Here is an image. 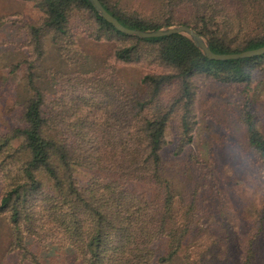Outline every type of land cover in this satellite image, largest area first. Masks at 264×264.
Masks as SVG:
<instances>
[{
	"label": "trees",
	"instance_id": "trees-1",
	"mask_svg": "<svg viewBox=\"0 0 264 264\" xmlns=\"http://www.w3.org/2000/svg\"><path fill=\"white\" fill-rule=\"evenodd\" d=\"M24 1L42 16L38 26L28 28L37 57L48 39L67 64L82 67L84 55L70 20L83 12L91 21L81 32L96 41H115L117 62L147 61L170 71L143 76L144 94L124 88L111 76L110 66L89 74L57 75L51 100L34 86L33 75L25 78L30 97L19 119L24 127L0 136V215L6 216L11 231L9 251L16 253L19 264H42L27 246L32 239L40 249H72L80 264H176L189 248L193 222L179 220L178 196L166 174L162 152L167 127L177 122L179 155L194 131L192 78L244 86L247 93L254 72L264 71V55L210 61L182 35L125 36L86 0ZM98 1L131 30L192 28L213 54L264 47V0H147L145 15L131 0ZM245 96L238 110L245 155L264 180V136L254 102ZM81 171L91 174L84 185L77 178ZM225 225L226 249H239L236 225ZM256 226L235 264H264L256 242L264 232V195ZM190 257L182 255L181 264H197Z\"/></svg>",
	"mask_w": 264,
	"mask_h": 264
},
{
	"label": "rangeland",
	"instance_id": "rangeland-1",
	"mask_svg": "<svg viewBox=\"0 0 264 264\" xmlns=\"http://www.w3.org/2000/svg\"><path fill=\"white\" fill-rule=\"evenodd\" d=\"M130 4L144 15L149 12L147 0H131ZM75 16L70 26L85 59L79 68L67 64L48 39L43 40V55L37 57L34 47L29 45L28 28L40 24V11L28 1L0 0V136L24 127L19 119L23 103L30 97L25 87L27 76L33 75L34 86L51 100L57 75L89 74L110 66L111 76L124 88L144 94L143 76L170 71L147 61L117 62L113 57L116 42L96 41L81 32L82 28L87 29L85 24H90L91 18L83 12ZM192 85L195 109L192 142L175 155L179 136L177 122L172 121L165 133L166 146L162 152L166 174L178 196L179 220L193 222L189 248L185 247L181 256L190 254L197 264H235L244 242L256 232L264 195V180L245 155L246 139L238 110L247 94L254 102L257 127L264 136V71L254 72L247 93L244 86L221 84L207 76H195ZM90 175L81 171L77 178L84 185ZM2 188L0 184V198ZM225 224L236 225L234 233L241 243L239 249H226ZM10 242L9 224L6 216L0 215V264H19L16 253L9 251ZM256 242L257 255L264 258V232ZM27 246L42 264H80L72 249L58 250L53 246L40 249L32 239ZM181 256L176 264L182 263Z\"/></svg>",
	"mask_w": 264,
	"mask_h": 264
},
{
	"label": "water",
	"instance_id": "water-1",
	"mask_svg": "<svg viewBox=\"0 0 264 264\" xmlns=\"http://www.w3.org/2000/svg\"><path fill=\"white\" fill-rule=\"evenodd\" d=\"M90 3L97 15L103 19L106 23L110 24L119 33L137 39H152L162 38L171 35H182L189 39L191 43L200 51L205 58L210 61L223 62L231 60L250 59L264 55V47L244 51L237 54H213L211 52L207 41L197 34L192 28L187 26L178 25L166 27L158 30L140 31L131 30L122 26L114 17H112L100 4L98 0H86Z\"/></svg>",
	"mask_w": 264,
	"mask_h": 264
}]
</instances>
